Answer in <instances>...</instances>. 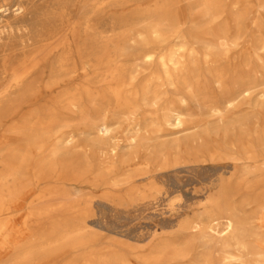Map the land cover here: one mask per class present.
Wrapping results in <instances>:
<instances>
[{
  "label": "bare ground",
  "instance_id": "6f19581e",
  "mask_svg": "<svg viewBox=\"0 0 264 264\" xmlns=\"http://www.w3.org/2000/svg\"><path fill=\"white\" fill-rule=\"evenodd\" d=\"M60 2L24 27L23 48L37 46L5 70L0 91V264H131L89 229L78 133L55 128L65 120L58 107L38 114L49 98L77 111L87 127L81 133L95 134L98 145L128 121L124 142L136 150L120 176L104 182L108 196L132 192L135 177L146 170L152 178L155 167L211 160L229 169L143 261L264 264V119L241 108L264 83V0H197L201 17L190 26L175 0L153 11L146 0H87L83 16L63 26ZM133 18L143 25L134 29ZM51 57L47 77L40 67ZM190 130L183 142L160 141ZM117 146L109 145L108 158ZM103 170L119 168L110 160ZM242 188L253 195L235 200Z\"/></svg>",
  "mask_w": 264,
  "mask_h": 264
},
{
  "label": "rangeland",
  "instance_id": "374dc122",
  "mask_svg": "<svg viewBox=\"0 0 264 264\" xmlns=\"http://www.w3.org/2000/svg\"><path fill=\"white\" fill-rule=\"evenodd\" d=\"M54 0H0V91L8 80V72L5 70L15 66L22 60L23 53H28L33 47L23 48L25 36L24 27L37 19L47 8L49 2ZM87 0H61L56 12L64 11L63 26L78 21L83 16V3ZM161 0H146L148 11L155 9L156 3ZM174 7L178 12V18L185 22L184 26H190L191 21L200 18V6L197 0H175ZM226 0L225 3H227ZM56 7V5H55ZM57 9V8H56ZM2 10V11H1ZM115 15L114 23L119 24ZM252 17V13L248 14ZM101 26L109 18L106 15L98 17ZM60 23V21L57 22ZM131 25L134 29L143 25L142 21L133 18ZM54 64L53 57L42 63L40 70L44 76ZM264 89V83L258 87L251 97L242 104L241 108L247 113H255L262 121L264 119V95L259 93ZM12 93L5 98V102ZM37 113L41 116L46 107L49 112L57 108L63 114L64 121L56 126V129L63 131H74L78 133L75 137L77 144L82 147L84 183L82 187L83 197L90 204V211L86 220L89 222V229L100 234V247H108L110 250L128 258L131 264H147L143 258L148 253V247L156 244L165 236H170L176 231V225L184 218L195 214L205 200L215 194L218 190L219 181L229 178V169H220L214 166L211 160L199 162H187L179 167L159 168L155 167L151 173L152 178L146 177L149 172H144L135 177V190L127 192L126 188L117 192L114 196L106 194L107 186L104 182L109 177L113 179L120 176L123 166L132 163V156L136 148L127 146L124 138L130 125L128 121L121 118L118 123L112 126V132L103 143H94L95 134L81 133L87 127L80 119L79 113L73 112L71 108H62L63 103H56L55 100H43L38 104ZM217 122H212V125ZM262 128V127H260ZM194 130L180 131L169 134L160 141H185ZM213 144L212 140H208ZM118 144L117 155L108 158L105 154L109 145ZM152 143V142H151ZM158 145V142H154ZM153 143V144H154ZM200 145V144H199ZM197 144L196 147H199ZM152 150V149H151ZM145 156V157H144ZM149 159V154L143 155ZM119 168V170L107 174L103 167L107 162ZM133 167V168H132ZM128 173L136 166L132 165ZM150 173V174H151ZM253 193L247 188H242V194H236L235 200L242 197H250ZM118 242L126 244L122 246Z\"/></svg>",
  "mask_w": 264,
  "mask_h": 264
}]
</instances>
